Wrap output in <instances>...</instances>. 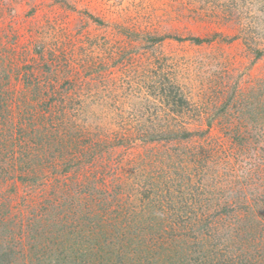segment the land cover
<instances>
[{
  "label": "rangeland",
  "instance_id": "obj_1",
  "mask_svg": "<svg viewBox=\"0 0 264 264\" xmlns=\"http://www.w3.org/2000/svg\"><path fill=\"white\" fill-rule=\"evenodd\" d=\"M0 97L2 125L26 134L21 110L52 98L72 131L88 132L69 172L56 142H34L39 130L20 144L33 156L24 170L0 158L3 220L50 208L57 181L76 203L102 202L112 222L93 229L76 207L77 229L64 231L76 250L104 254L114 242V258L132 264L135 222L167 196L188 210L167 229L193 249L204 242L211 264H264V0H0ZM78 183H93L95 198Z\"/></svg>",
  "mask_w": 264,
  "mask_h": 264
},
{
  "label": "trees",
  "instance_id": "obj_2",
  "mask_svg": "<svg viewBox=\"0 0 264 264\" xmlns=\"http://www.w3.org/2000/svg\"><path fill=\"white\" fill-rule=\"evenodd\" d=\"M211 38L213 37L207 38V40H211ZM186 39L197 44H201L205 41V39L198 37H188ZM259 55H261L260 52ZM49 69L51 70L52 68L49 67ZM66 81L70 82V80ZM56 93H58V90ZM51 101H53L52 98L44 102L37 110L30 106L27 110H21L23 114L25 113L29 116L27 120L31 121L24 124L28 125L26 134L25 130L22 131L24 127L23 123H20L18 128H15L16 124L13 122L10 124H0V158L2 157L4 160L6 157L7 161H5L8 162V167L10 169L18 167V169L24 170L27 166L25 162L28 158L33 161L31 150L26 149L28 148V144H23V146H20V144L25 141V135L27 136L29 132L37 130H39V134L34 138V142L39 145L42 142H56V144H53L56 147H53L58 155L56 157L60 160V166L62 167L61 172H69L77 165V160L72 154L73 151H77L79 147H83L82 137L83 135H87L86 133L88 132L83 130H80V133L75 130L72 131V128L66 124L67 122L61 120L63 116H65L63 110H60L59 114H57V111H55L56 109H49V103ZM46 113L49 114L47 115ZM31 117L34 118V121L31 120ZM55 119L58 121V124H55ZM57 128H61V133H59ZM17 133H20L22 137H17ZM254 135L260 138V135ZM9 139L11 141L10 143L8 142ZM263 141L264 138L259 140V142ZM44 145L49 146L47 144ZM84 185L85 183H78V185L75 184L74 186H79L77 187V192L80 193L81 191L84 197L92 196L95 198L93 193L94 190H97L95 185H93V183ZM53 187L58 190L56 193L60 195H55L54 200H49L48 203H50V208L46 206V208L41 207L39 210H34L32 216L27 219L28 222L26 224H23L22 221L15 220L14 218L18 217L17 215L15 217H10L7 221L3 220L2 217H4L8 211L1 210L0 264H127L122 258H118L117 260L114 258V249L112 250L114 242H112L109 250H104V247L102 248L103 253L105 251L104 254H100L95 248H83L80 252L76 250V244L74 243L76 239L67 236L64 232L65 230L68 231V228L78 226V223L71 219L74 218V216L76 217L75 214L73 215V212L75 213L76 211V207L79 208V205L82 204V207L86 209L85 213L79 211L80 217L78 218L83 220L84 223L85 221L88 223V219L92 217L90 223H92L93 226H91V228L93 229H95L97 225L100 228H104L109 226L112 222L107 221V218H105L107 212L106 209L103 208L105 207L104 204L99 200L96 199L97 202L91 203L90 200L88 203L85 198L84 203L82 201L76 203L74 202V196L69 199V194H66V191L62 188L60 183L54 181ZM208 196L207 194V199ZM60 197H62V199ZM169 198L164 196L162 199L166 200V202H162V205L154 207L151 216L135 222L134 227L136 237H138V246L146 242V247L143 250V248L140 249L137 246L138 249H134L133 255L130 256L127 261L134 260L132 264H211L210 261H208L209 257L206 256V252L201 249L204 247V242H196L195 248H197L193 249L185 240L175 238L171 233L172 230L167 229V225L171 226V223L167 220L172 215L179 218L180 214L188 213V210L186 211L184 206H172L173 199L172 197ZM118 207V212L129 209V206H125L121 202H118ZM47 209V214H51L47 216L49 218L43 220L42 216L46 215L44 211ZM117 209L118 208H115L112 212H117ZM231 210V207L225 204L217 213H228ZM168 213H171V215ZM43 222H48L47 226L49 232H45L46 228H41V230L38 229L39 224H42L44 227L46 226ZM252 222L253 219L246 217V223L248 225H251ZM202 227H204V225ZM76 229L73 231L70 230V233H75ZM14 233L20 235V242L14 237ZM251 233V231L248 232V237L253 235ZM106 234L107 232H101L102 236ZM96 235L98 236V233H96ZM146 235H148L147 238ZM4 237L5 239H3ZM112 241L114 240L112 239ZM154 241L155 246L151 244V242ZM230 243L235 245V237L231 238ZM18 246L19 248H17ZM161 257H163V260ZM110 259H112V261H110ZM210 260L212 259L210 258ZM238 260L239 262H236L237 260H230L228 264H251V261H253L248 255Z\"/></svg>",
  "mask_w": 264,
  "mask_h": 264
}]
</instances>
